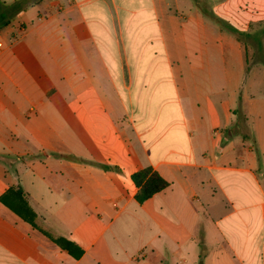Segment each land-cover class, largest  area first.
<instances>
[{
  "label": "crops",
  "instance_id": "crops-1",
  "mask_svg": "<svg viewBox=\"0 0 264 264\" xmlns=\"http://www.w3.org/2000/svg\"><path fill=\"white\" fill-rule=\"evenodd\" d=\"M17 14L0 27V196L20 190L83 254L0 203V264H264V0ZM147 167L168 187L139 204L131 176Z\"/></svg>",
  "mask_w": 264,
  "mask_h": 264
},
{
  "label": "trees",
  "instance_id": "trees-1",
  "mask_svg": "<svg viewBox=\"0 0 264 264\" xmlns=\"http://www.w3.org/2000/svg\"><path fill=\"white\" fill-rule=\"evenodd\" d=\"M42 0H20L17 1L12 6L7 7L2 12H0V21L9 17V10L14 12H19L24 10L27 6L31 4L38 3ZM229 30L242 36L241 32L234 29L231 26H226ZM264 36V28L260 29L253 35V39L256 41L257 45L260 47V38ZM131 180L137 189L134 199L137 203L142 204L145 201L152 198L155 194L163 191L168 187V183L151 167L141 169L131 176ZM0 203L8 208L12 213H14L21 220L29 224L33 229L39 231L43 236L47 237L54 245H56L60 250L65 251L71 258L78 260L82 254L83 250L75 244L73 241L58 237L53 238L50 234L40 229L35 224V213L29 208L22 192L18 189L9 188L0 196Z\"/></svg>",
  "mask_w": 264,
  "mask_h": 264
},
{
  "label": "rangeland",
  "instance_id": "rangeland-1",
  "mask_svg": "<svg viewBox=\"0 0 264 264\" xmlns=\"http://www.w3.org/2000/svg\"><path fill=\"white\" fill-rule=\"evenodd\" d=\"M17 1H20V0H0V9H1V7H4L6 4L7 5L9 4V6H12ZM11 10L8 11L9 12V14H8L9 17H7V18L3 19L2 21H0V27H2L3 24H5V23L13 22L15 20V18L17 17V15H18L17 12H14V11L11 12ZM248 47L250 49V51L248 53V56L251 57L252 48L250 46H248ZM262 57H264V50H262V52H260L258 58H262ZM249 63H253V60L251 59L249 61ZM260 81L264 82V77H262L260 79ZM262 84H264V83H262ZM180 257L185 260V262L183 264H199L201 262L200 259L196 258V254L194 252H192V253H181ZM139 258H143V255L140 256Z\"/></svg>",
  "mask_w": 264,
  "mask_h": 264
},
{
  "label": "water",
  "instance_id": "water-1",
  "mask_svg": "<svg viewBox=\"0 0 264 264\" xmlns=\"http://www.w3.org/2000/svg\"><path fill=\"white\" fill-rule=\"evenodd\" d=\"M199 264H202L201 262Z\"/></svg>",
  "mask_w": 264,
  "mask_h": 264
}]
</instances>
